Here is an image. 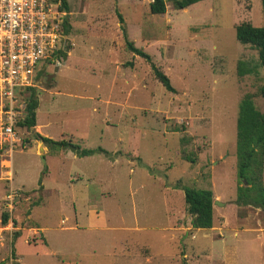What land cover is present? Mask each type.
Returning <instances> with one entry per match:
<instances>
[{"label": "rangeland", "instance_id": "1", "mask_svg": "<svg viewBox=\"0 0 264 264\" xmlns=\"http://www.w3.org/2000/svg\"><path fill=\"white\" fill-rule=\"evenodd\" d=\"M149 1L67 0L65 55L32 86L40 128H18L23 144L2 164L0 264H264V212L237 202L236 156L241 99L264 111V66L235 32L264 26L262 0L167 3L164 14ZM239 61L252 71L239 76ZM36 134L104 151L78 156ZM184 187L221 203L211 228L191 226Z\"/></svg>", "mask_w": 264, "mask_h": 264}, {"label": "trees", "instance_id": "2", "mask_svg": "<svg viewBox=\"0 0 264 264\" xmlns=\"http://www.w3.org/2000/svg\"><path fill=\"white\" fill-rule=\"evenodd\" d=\"M57 1V0H55ZM201 0H150L149 11L151 14H164L167 3L172 4L176 9H183ZM264 5V0H262ZM59 9L69 11L67 0H60ZM119 22L123 19L118 14ZM63 33L68 34L70 25L65 16L62 23ZM236 38L242 44H249L257 50L258 61L264 66V26H254L250 22H242L235 27ZM127 49L136 55L142 56L150 61L149 56L134 44L126 40ZM64 56V52H61ZM255 68V66H254ZM152 73L157 81L168 92H175L169 78L156 65L151 64ZM252 68L246 69V64L239 61L237 73L239 76L251 72ZM253 95L246 94L240 101L236 122V156H237V176L238 197L237 202L240 206H255L264 212V185L261 182L264 164V111H259L253 103ZM26 108L25 116L19 122L21 126L32 128L36 125V109L38 99L34 87L27 88L25 97ZM48 145L57 146L63 149H70L78 156H88L96 152H103L101 148H81L78 144L65 140H52L36 134ZM106 152V151H105ZM189 161H194L188 156H184ZM243 180H246L244 185ZM184 201L187 213L191 216V226L195 229H209L213 225V192L210 189L184 187ZM9 219L8 212L1 214V223L6 224ZM13 253V250H12Z\"/></svg>", "mask_w": 264, "mask_h": 264}, {"label": "built area", "instance_id": "3", "mask_svg": "<svg viewBox=\"0 0 264 264\" xmlns=\"http://www.w3.org/2000/svg\"><path fill=\"white\" fill-rule=\"evenodd\" d=\"M59 6L60 0H0V172L17 143L23 144L17 131L27 88L37 82L45 64L58 62L66 50V13ZM9 190L4 199L12 207L19 191Z\"/></svg>", "mask_w": 264, "mask_h": 264}, {"label": "crops", "instance_id": "4", "mask_svg": "<svg viewBox=\"0 0 264 264\" xmlns=\"http://www.w3.org/2000/svg\"><path fill=\"white\" fill-rule=\"evenodd\" d=\"M36 127L39 129L40 128V126H38V125H36ZM2 214V213H1ZM0 221H1V216H0ZM41 231H43L42 230V228H41ZM44 235H45V233H44ZM21 237V236H20ZM45 237H46V235H45ZM47 238V237H46ZM47 242H48V239H47ZM12 253V252H11ZM12 254H14V250H13V253ZM19 256V255H18ZM17 261L19 262V264H22L21 263V259H20V257H18V259H17Z\"/></svg>", "mask_w": 264, "mask_h": 264}, {"label": "water", "instance_id": "5", "mask_svg": "<svg viewBox=\"0 0 264 264\" xmlns=\"http://www.w3.org/2000/svg\"><path fill=\"white\" fill-rule=\"evenodd\" d=\"M42 160H43V163H45V160H44V158H43V156H42ZM214 203L216 204V205H220L221 203L220 202H218V201H214Z\"/></svg>", "mask_w": 264, "mask_h": 264}]
</instances>
